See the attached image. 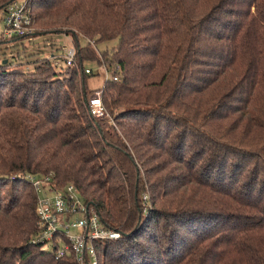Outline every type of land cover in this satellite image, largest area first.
I'll list each match as a JSON object with an SVG mask.
<instances>
[{
    "label": "trees",
    "instance_id": "obj_1",
    "mask_svg": "<svg viewBox=\"0 0 264 264\" xmlns=\"http://www.w3.org/2000/svg\"><path fill=\"white\" fill-rule=\"evenodd\" d=\"M27 1L38 32L2 43L63 33L75 58L62 79L0 61V264H78L31 243L26 176L119 233L98 264H264V0ZM79 37L115 45L103 60ZM87 60L121 69L112 126L89 112Z\"/></svg>",
    "mask_w": 264,
    "mask_h": 264
},
{
    "label": "built area",
    "instance_id": "obj_2",
    "mask_svg": "<svg viewBox=\"0 0 264 264\" xmlns=\"http://www.w3.org/2000/svg\"><path fill=\"white\" fill-rule=\"evenodd\" d=\"M3 22L8 36L21 37L34 31L27 0H21L8 6ZM75 51L68 49L61 59L66 67L74 65ZM91 69L84 70L85 75L92 74ZM120 67L105 72L104 83L119 81ZM103 88V87H102ZM102 88L90 95L87 106L91 116L102 126L114 125L113 119L105 110L102 100ZM38 196L35 208L37 231L32 244H41L44 249L55 251L56 259L73 255L78 264H97L94 244L119 238L117 231L106 228L98 216L78 198L76 190L69 185L55 188L50 178L37 179L26 176Z\"/></svg>",
    "mask_w": 264,
    "mask_h": 264
},
{
    "label": "rangeland",
    "instance_id": "obj_3",
    "mask_svg": "<svg viewBox=\"0 0 264 264\" xmlns=\"http://www.w3.org/2000/svg\"><path fill=\"white\" fill-rule=\"evenodd\" d=\"M36 29L37 28H35L34 31L38 32ZM5 30L6 28L3 22V13H0V61H2L3 64H6L8 62V65L12 68H14V66H17L15 68L21 67L30 72L37 73L35 72V68L41 67L44 63L48 64L47 61H49L56 67L55 75H59L60 79L66 76V70L64 69L67 68L64 62L61 61V59H63V56L68 49H74L71 44V36L63 33L50 35L36 34V36L30 41L21 40L18 41V43H20L16 45H13V43L5 45L4 43H2L1 37L10 38ZM79 40L81 42V45H85L90 48L91 53H93L95 57H98L99 59L101 58L103 60V54H106V52L103 50H110L115 45V42H110L99 46L95 41H90L82 37H79ZM76 66L78 67V65ZM85 67L89 69L91 68V71H93L92 77L83 79L86 82L87 89L94 90L93 92L89 93L90 96L96 93L95 91H100V89L103 87L107 67H105L104 65H97L95 61L86 62ZM78 87L80 94V84H78Z\"/></svg>",
    "mask_w": 264,
    "mask_h": 264
}]
</instances>
